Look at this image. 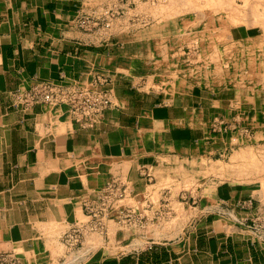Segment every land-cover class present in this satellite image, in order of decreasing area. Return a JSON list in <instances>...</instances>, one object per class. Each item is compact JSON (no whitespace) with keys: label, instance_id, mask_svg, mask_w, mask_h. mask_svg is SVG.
Returning a JSON list of instances; mask_svg holds the SVG:
<instances>
[{"label":"crops","instance_id":"1","mask_svg":"<svg viewBox=\"0 0 264 264\" xmlns=\"http://www.w3.org/2000/svg\"><path fill=\"white\" fill-rule=\"evenodd\" d=\"M96 5L0 0V253L17 264L62 260L55 241L79 222L99 219L106 187L114 184L120 203L104 222V246L87 260H71L76 264H264V234L250 228L264 207L260 189L230 180L212 185L211 179L199 193L161 184L176 167L188 169L195 159L221 157L248 142L235 129L245 108L250 140L264 141V88H251L257 81L250 79L241 85L233 72L224 81L215 75L197 84L182 77L161 83L152 73L150 83L134 64L144 61L137 52L112 55L109 40L93 42L94 33L81 28L84 12L90 15ZM201 32V55L219 50L232 65L245 55L227 54L216 30ZM261 35V25H235L228 42ZM153 55L150 47L146 60ZM39 81L91 82L110 91L113 103L98 124L86 127L64 104L20 103L18 95ZM236 136L244 141L232 143ZM164 205L187 212L185 221L168 228L177 231L173 235L156 225Z\"/></svg>","mask_w":264,"mask_h":264},{"label":"rangeland","instance_id":"2","mask_svg":"<svg viewBox=\"0 0 264 264\" xmlns=\"http://www.w3.org/2000/svg\"><path fill=\"white\" fill-rule=\"evenodd\" d=\"M96 4L90 15H88V10L84 12L85 21L81 23V28L86 32L94 33L95 38L91 39L93 42L109 40L112 43V48L108 49V52H111L112 55L123 51L134 54L137 52L139 58L144 61L135 60L134 64L137 62L136 65L140 71L143 74H149L150 83L152 73L161 77V83L166 82L170 77H182L184 81L197 84L215 75L224 81L225 74L233 72L234 79L238 76L241 85L250 79L257 81L255 86L251 85V88L257 90L260 87L264 88L263 47L256 48V52L252 51L250 56L249 53H246L255 45L262 46L264 44V0H96ZM206 18H208L207 22ZM235 25L241 27L261 25L263 35L255 40L228 42V39L231 38L230 28ZM208 27L216 30L217 35L223 37L222 41H227V54L243 52L245 55H240L239 61L233 60V65L231 59L222 58L219 50V54L215 52L212 57L207 54L201 55V44H206V41L202 39L204 37L201 31H205ZM163 36L170 37L160 38ZM150 47L153 54L156 53L155 56L153 55L156 59L151 56L146 60ZM171 47L172 49H169ZM158 53H162V55L160 56ZM101 73L107 75L109 72L101 70ZM93 81H95L94 78ZM150 83L148 88L153 87ZM85 86L93 85L90 82ZM153 88L166 89V86L161 84L155 85ZM245 110L247 109L245 108ZM245 110L240 111L241 123L235 129L243 132L239 135L248 137V142L232 146L221 157L195 159L191 161V167L188 169L184 166L182 170L176 167L171 178L161 183L162 186L176 192L199 193L201 189H204V183L208 179L212 180V185L230 180L260 189L264 194V141L250 140L251 128L242 123V120L247 121L246 119L249 118V112ZM239 141L244 140L237 136L231 140L232 143ZM185 177L187 184L184 182ZM210 190L211 187L209 192ZM187 198V196H182L180 200H189ZM116 202L112 206L113 208L120 203L119 200ZM111 208L108 212L109 215L99 218V222L103 223L110 217L113 210ZM184 210V206L182 208L177 205L174 207L161 206L159 214L156 215L160 216L156 225H163L161 227L165 228V232L170 231V235L177 233V231L168 228L177 225L181 219L185 221L187 212ZM167 217L169 221L166 219ZM113 219L110 218L108 221ZM85 223L79 222L78 225L84 226ZM116 226L117 223L114 222L110 227L111 236H113ZM69 230L64 232L62 241H55L56 252L62 254L63 259L50 264H75L71 260L79 259L82 256H87V260L93 250V254L94 252L97 254L104 246L102 228H95L89 233H87L89 230L85 228L84 237L83 235L81 238L79 236L78 240L73 239L71 242L66 237V235L69 237ZM160 231L159 229V233ZM72 235L74 236V231H72ZM91 247L93 250L85 252ZM119 249L118 246H115V251Z\"/></svg>","mask_w":264,"mask_h":264},{"label":"built area","instance_id":"3","mask_svg":"<svg viewBox=\"0 0 264 264\" xmlns=\"http://www.w3.org/2000/svg\"><path fill=\"white\" fill-rule=\"evenodd\" d=\"M19 102L27 105L34 103H46L50 105H66L74 119L86 127H94L101 121L104 111L112 105V93L105 89H99L96 85L85 86L81 84L65 85L52 81H39L32 84L27 89L23 90L19 95ZM107 197L101 199V206L96 215L99 218H104L109 215L110 208L118 201L120 189L114 184L106 187ZM116 202V203H115ZM94 219V218H92ZM91 219V220H92ZM88 223V224H87ZM84 226L74 225L69 231V240L76 241L78 237L83 235L85 227L103 228L104 222L101 223L98 219L89 221ZM250 228L253 231L264 234V207L256 212L252 218ZM74 231V236L72 235ZM76 236V238H75ZM82 237V238H83ZM0 264H17L8 255L0 253Z\"/></svg>","mask_w":264,"mask_h":264},{"label":"bare ground","instance_id":"4","mask_svg":"<svg viewBox=\"0 0 264 264\" xmlns=\"http://www.w3.org/2000/svg\"><path fill=\"white\" fill-rule=\"evenodd\" d=\"M221 73V72H220ZM263 75V74H262ZM83 226V225H82ZM86 228V230H89V231H87V233H89V232H92V231H94V229L95 228H92L91 226H87V227H85ZM68 241H70L71 242V240H69L68 239ZM72 245V244H71ZM91 250H93V247H91V248H88L87 250H85V252L87 251H91ZM83 257V259L82 260H86V258H87V256H82ZM76 264V263H75Z\"/></svg>","mask_w":264,"mask_h":264}]
</instances>
